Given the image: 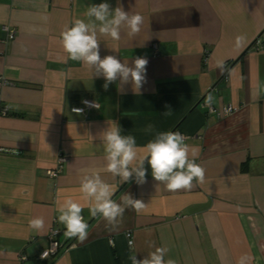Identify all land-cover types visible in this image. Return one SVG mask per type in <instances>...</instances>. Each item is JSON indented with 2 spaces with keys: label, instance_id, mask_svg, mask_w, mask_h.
<instances>
[{
  "label": "crops",
  "instance_id": "0c3cea01",
  "mask_svg": "<svg viewBox=\"0 0 264 264\" xmlns=\"http://www.w3.org/2000/svg\"><path fill=\"white\" fill-rule=\"evenodd\" d=\"M102 2L143 17L134 36L122 28L119 40L99 37L101 58L148 59L140 92L119 81L105 90L103 77L62 47L65 26ZM208 95L213 109L236 110L218 116ZM83 100L99 108L71 112ZM112 122L140 147L180 132L197 150L203 183L157 190L146 163L144 184H120L103 171L99 134ZM85 169L100 170L117 202L130 193L145 208L126 209L112 230L85 206L88 236L80 241L64 235L56 201L80 200ZM36 217L44 220L39 231L29 226ZM52 230L59 253L40 259ZM156 247L176 264H237L245 254L264 264V0H0V264H131L130 255L143 259Z\"/></svg>",
  "mask_w": 264,
  "mask_h": 264
},
{
  "label": "clouds",
  "instance_id": "9594fccd",
  "mask_svg": "<svg viewBox=\"0 0 264 264\" xmlns=\"http://www.w3.org/2000/svg\"><path fill=\"white\" fill-rule=\"evenodd\" d=\"M86 19H75L72 25L65 26L61 32V44L68 58L80 62L97 78L103 77L104 89L119 81L121 90L124 85L131 84L134 92H140L146 83L147 65L146 57H136L131 64L121 61L115 55H107L101 58L100 36L110 37L112 40L121 38V29L127 28L128 35L134 36L141 30L143 17L139 13L130 14L121 6L112 9L110 4L102 2L91 4L85 12ZM223 74L224 65L218 64ZM214 97L208 95L205 105L212 110ZM88 103V102H86ZM97 107V104H92ZM79 114L81 109H73ZM170 115L171 110L164 113ZM150 130V128H149ZM103 146L105 165L103 171L110 173L112 177L119 178L120 184L134 179L135 183L142 185L146 182L147 169L151 168L153 179L159 182L168 191L186 190L194 187L193 181L203 183L205 169L196 163L197 150L189 147L186 137L180 132H160L146 145L140 147L132 135H122L121 128L116 122L108 123V127L99 134ZM80 200L71 197L56 201L58 222L65 227L66 237H77L84 241L88 236L89 225L85 221L82 212L88 206L92 217H101L115 230L122 221L126 209H132L137 213L145 208L141 199H135L130 193L121 196L120 202L112 197L113 187L105 182L100 170L85 169L80 177ZM29 226L37 231L43 229L44 220L36 217L29 221ZM110 244L113 241H109ZM129 246L133 247L132 242ZM169 249L156 247L145 258L137 259L135 254L130 255L131 264H176L174 259L165 260ZM251 257L242 255L237 264H250Z\"/></svg>",
  "mask_w": 264,
  "mask_h": 264
},
{
  "label": "built area",
  "instance_id": "2783aa9c",
  "mask_svg": "<svg viewBox=\"0 0 264 264\" xmlns=\"http://www.w3.org/2000/svg\"><path fill=\"white\" fill-rule=\"evenodd\" d=\"M10 39H12L14 37L13 33H10L9 36H8ZM260 42L257 41V45L260 46L261 44H259ZM88 102V103H86ZM92 104H97L96 102H93V101H90V100H83L81 105L79 106H75L73 107L71 110L73 109H81L82 111L79 113V114H82V115H85V110L87 109H97L99 108V105L97 104V107H92L91 105ZM236 110L235 107L231 106V105H228V106H224V107H221L219 109H213L211 111H214L218 116H224V115H228V114H231L233 113L234 111ZM3 114L6 113V110H3L2 111ZM73 112V111H71ZM76 113V112H74ZM67 160V157L64 155V156H59L58 160L57 161V167L53 170H48L46 173L51 176V177H56L58 175V172L61 170L62 168V164L64 162H66ZM58 231L57 230H52L51 232H49V240H50V243H49V246L44 249L41 253H40V256L39 258L40 259H48V258H51V257H54V256H57L58 253H59V249H60V243L55 239L56 236H57V233ZM126 237L128 238V244L131 240V234L130 233H127L126 234ZM24 258V257H23Z\"/></svg>",
  "mask_w": 264,
  "mask_h": 264
}]
</instances>
